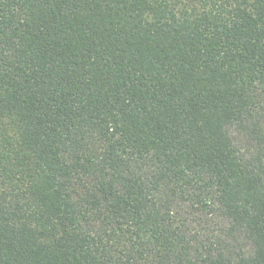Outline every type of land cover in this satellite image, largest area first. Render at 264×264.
I'll use <instances>...</instances> for the list:
<instances>
[{"label": "trees", "instance_id": "obj_1", "mask_svg": "<svg viewBox=\"0 0 264 264\" xmlns=\"http://www.w3.org/2000/svg\"><path fill=\"white\" fill-rule=\"evenodd\" d=\"M0 264H264V0H0Z\"/></svg>", "mask_w": 264, "mask_h": 264}]
</instances>
